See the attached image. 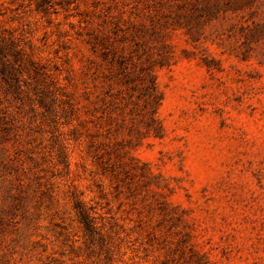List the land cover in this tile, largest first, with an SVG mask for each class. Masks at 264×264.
<instances>
[{
  "label": "rangeland",
  "instance_id": "rangeland-1",
  "mask_svg": "<svg viewBox=\"0 0 264 264\" xmlns=\"http://www.w3.org/2000/svg\"><path fill=\"white\" fill-rule=\"evenodd\" d=\"M0 32V264H264V0H0Z\"/></svg>",
  "mask_w": 264,
  "mask_h": 264
},
{
  "label": "trees",
  "instance_id": "trees-1",
  "mask_svg": "<svg viewBox=\"0 0 264 264\" xmlns=\"http://www.w3.org/2000/svg\"><path fill=\"white\" fill-rule=\"evenodd\" d=\"M20 52L15 50V42L10 37L7 38L4 33L0 32V73L8 77V63L10 58L9 57H18ZM4 59V60H3Z\"/></svg>",
  "mask_w": 264,
  "mask_h": 264
}]
</instances>
